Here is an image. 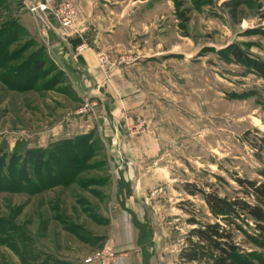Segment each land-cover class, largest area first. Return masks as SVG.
Instances as JSON below:
<instances>
[{
  "label": "rangeland",
  "instance_id": "obj_1",
  "mask_svg": "<svg viewBox=\"0 0 264 264\" xmlns=\"http://www.w3.org/2000/svg\"><path fill=\"white\" fill-rule=\"evenodd\" d=\"M20 1L0 0V27L13 30L0 39V156L85 135L94 146L82 187L0 193V264H83L109 238L124 202L141 221L146 260L182 264L186 219L195 212L214 221L185 183L254 203L235 178L264 182V0H147L145 16L135 15L143 0H126L132 29L146 38L140 52H96V93L75 90L47 28ZM232 46L248 59L234 57ZM155 47L153 59L164 63L143 73L142 96L112 110L101 87L111 69L149 59ZM245 230L250 237L236 234L229 264H264V236Z\"/></svg>",
  "mask_w": 264,
  "mask_h": 264
},
{
  "label": "trees",
  "instance_id": "obj_2",
  "mask_svg": "<svg viewBox=\"0 0 264 264\" xmlns=\"http://www.w3.org/2000/svg\"><path fill=\"white\" fill-rule=\"evenodd\" d=\"M2 4L0 2V6ZM238 6L239 2L231 5L232 15ZM12 26L17 27V24L12 22ZM9 31L13 32L8 26L0 27L3 45L8 40L6 33ZM231 53L236 58L248 59L236 46H232ZM32 59L34 69L40 71L42 60L34 56ZM258 71L264 77V69ZM93 146L92 142L89 143V135H85L57 142L45 149L26 150L22 158L17 156L19 151L14 148L9 158L0 156V193L33 195L71 184L82 187L85 182L80 179V174L90 167L86 161L92 155ZM235 181L240 187L248 189L253 204L239 197L220 196L214 191L205 192L192 183L184 184L185 193L199 196L214 221H203L197 218L195 212L186 219L192 228L179 254L182 264H229L238 247L236 234L250 237L245 230L248 228L255 236H264V182L240 178H235ZM74 236L83 241L82 236Z\"/></svg>",
  "mask_w": 264,
  "mask_h": 264
},
{
  "label": "crops",
  "instance_id": "obj_3",
  "mask_svg": "<svg viewBox=\"0 0 264 264\" xmlns=\"http://www.w3.org/2000/svg\"><path fill=\"white\" fill-rule=\"evenodd\" d=\"M28 1L47 3V10L34 15V17H38L47 28L53 40V47L57 50L59 58L66 68V76L77 91L79 89L87 93L89 89H93V92L96 93V85L100 84L102 79L95 58L98 50L110 49L114 56L117 55L116 53L125 51L140 52L142 50L139 48V40L142 38L145 40L146 36H139V32L135 31V28L132 29L131 23L134 21L130 19L129 10L125 9L126 0ZM139 2L144 6H141L135 15L145 16L149 12L146 8L147 0ZM64 4H70L77 11L76 23L66 30L57 27L54 15V12ZM153 11L155 13V10ZM24 13L29 15L27 11ZM24 15L21 16V19L26 22ZM143 22L146 21L141 23ZM82 43L86 48L75 59L72 56V51ZM159 47L161 48V46ZM157 51L156 47L151 49L150 55L152 56H149V59L134 60L129 65H117L111 69L108 76L111 83H103L101 87L104 86V90L107 92L105 98L110 102L112 110L117 111L119 101L127 104L130 103L129 99L142 96L139 81L143 80V73L147 72L146 74L149 75V70L156 71L152 65L161 66L164 63V60L153 59ZM161 52L160 49V54ZM136 104H140V101ZM133 209L124 202L112 218L108 237L116 252L113 264H152L151 260H146L147 254H144L141 248L138 228L141 221L137 216H134Z\"/></svg>",
  "mask_w": 264,
  "mask_h": 264
},
{
  "label": "built area",
  "instance_id": "obj_4",
  "mask_svg": "<svg viewBox=\"0 0 264 264\" xmlns=\"http://www.w3.org/2000/svg\"><path fill=\"white\" fill-rule=\"evenodd\" d=\"M25 8L32 14L44 13L47 10V3H32L22 0ZM56 19L62 26H71L75 19L74 8L70 4H64L54 12ZM101 60V59H100ZM104 60V59H102ZM116 259V252L109 238L105 239L99 249L89 254L83 264H113Z\"/></svg>",
  "mask_w": 264,
  "mask_h": 264
}]
</instances>
